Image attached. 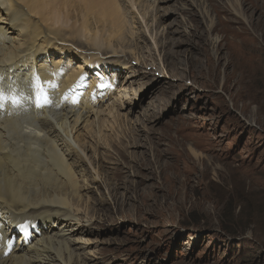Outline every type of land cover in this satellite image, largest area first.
<instances>
[{
  "label": "rangeland",
  "instance_id": "obj_1",
  "mask_svg": "<svg viewBox=\"0 0 264 264\" xmlns=\"http://www.w3.org/2000/svg\"><path fill=\"white\" fill-rule=\"evenodd\" d=\"M123 5L154 67L88 71L118 84L121 148L92 151L102 176L82 232L38 220L26 243L62 224L87 264H264V0Z\"/></svg>",
  "mask_w": 264,
  "mask_h": 264
},
{
  "label": "bare ground",
  "instance_id": "obj_2",
  "mask_svg": "<svg viewBox=\"0 0 264 264\" xmlns=\"http://www.w3.org/2000/svg\"><path fill=\"white\" fill-rule=\"evenodd\" d=\"M123 1L0 0V92L9 84L18 88L21 80L25 90L28 74L32 76L29 89L33 90L37 73L44 78V91L51 101L57 91L64 92L71 86L67 91L70 96L74 87L78 88L73 106L50 110L4 106L9 93L0 97V232L7 228L19 233L15 245L13 234L8 238L9 254L2 256L0 249V264H87L70 246L77 242L71 238L74 229L62 224L57 231L47 229L26 242L30 240L31 225L38 220L52 225L72 220L77 226L75 231L82 232L79 227L89 222L84 220L88 214L82 195L96 190V180L102 176L92 151L121 148L123 137L117 123L121 96L104 79L106 75L97 71L90 75L88 71L109 69L100 68L107 59L113 64L123 61L127 69L131 67L130 59L140 67H154L146 46L139 48L136 44L139 38L129 27L134 21L128 24L125 19ZM145 1L127 0L133 12ZM153 5L156 1L140 15L148 18ZM153 17L158 20L156 15ZM71 50L79 56H73ZM169 52H164V61L179 66ZM54 70L59 75L53 74ZM162 76L171 79L167 74ZM94 88L103 89L102 97L92 98V104L84 103L87 90ZM24 242L26 245L18 247Z\"/></svg>",
  "mask_w": 264,
  "mask_h": 264
},
{
  "label": "clouds",
  "instance_id": "obj_3",
  "mask_svg": "<svg viewBox=\"0 0 264 264\" xmlns=\"http://www.w3.org/2000/svg\"><path fill=\"white\" fill-rule=\"evenodd\" d=\"M116 88H118V84L116 83V87H115V90H117Z\"/></svg>",
  "mask_w": 264,
  "mask_h": 264
}]
</instances>
